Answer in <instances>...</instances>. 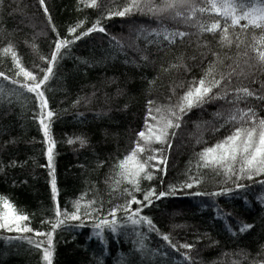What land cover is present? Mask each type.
I'll return each instance as SVG.
<instances>
[{"label": "trees", "instance_id": "16d2710c", "mask_svg": "<svg viewBox=\"0 0 264 264\" xmlns=\"http://www.w3.org/2000/svg\"><path fill=\"white\" fill-rule=\"evenodd\" d=\"M129 2L97 0L98 6L90 7L89 0H0V196L18 214L27 215L28 221L21 223L34 230L0 229V264H47L43 248L48 245L37 248L28 241H46L35 233L52 232L57 206L72 214L77 203L80 219L66 220L52 232V264H264V172L249 178L247 169L240 172L239 158L232 172L205 167L200 159L205 149L237 128L256 127L258 139V122L264 120V69L250 65L256 64L253 45L264 50L256 43L264 31L241 27L244 20L226 25L211 11L197 12L187 21L170 12L152 15L147 9L110 15ZM193 2L207 7L201 0ZM180 11L189 14L187 8ZM97 21L103 32L82 35ZM216 21L221 29L227 26L231 45L222 41L221 30L201 31V24ZM73 27L74 34L69 31ZM176 32L186 35L170 42L157 34ZM63 38L74 42L49 64L56 42ZM9 45L15 59L3 51ZM21 67L38 79L52 67L41 87L47 100L44 113H54L51 166L48 138L38 119L40 102L22 87L32 81L18 74ZM202 79L221 83L212 89V98L179 112L182 97ZM242 87L255 95L239 99L243 94L236 89ZM249 108L255 125L248 117L241 119ZM162 117L179 127L168 129L165 143L153 141L151 153H138L140 160L149 154L157 159L150 162L156 167L148 169L152 179L141 174L140 191H135L120 175L119 165L137 142L144 143L138 133L147 135L149 127L163 123ZM77 138L86 143L81 146ZM70 139L75 143H68ZM135 162L128 167L134 168ZM150 190L166 195L153 196L147 207V202L129 203L133 197L143 201ZM113 210L115 217L109 215ZM133 213L150 219L152 226L132 225L128 217ZM114 218L116 231L101 224ZM243 225L251 227L242 232ZM17 236L27 239H9Z\"/></svg>", "mask_w": 264, "mask_h": 264}, {"label": "snow or ice", "instance_id": "6c2138e0", "mask_svg": "<svg viewBox=\"0 0 264 264\" xmlns=\"http://www.w3.org/2000/svg\"><path fill=\"white\" fill-rule=\"evenodd\" d=\"M202 4H206L207 7L197 5L193 2V0H161L160 4H155L154 0H130L127 7L123 8V10L116 11L114 13H110V15H118L124 16L126 14H131L133 10L136 11H145L147 9L148 13L152 15H163L164 13H172L173 18H182L183 20H191L194 19L196 13H205L208 11L214 12L216 15L222 17L226 25L230 21V23L235 25H240V21L244 20L247 23L241 25L243 28H247L251 25L253 28H259L264 31V0H201ZM40 3L43 4L44 0H40ZM86 6L90 7H97V0H89V3ZM187 8L189 9V14L185 15L184 12L180 11V9ZM239 11V14L237 12ZM45 12H47V8H45ZM49 19H51L49 17ZM201 31L207 32H216L217 30L222 31L221 39L222 41L226 42L227 45L232 44V40L228 37V28L225 26L221 29L219 21H216L208 26L203 24L200 25ZM98 30L103 32L104 29L99 27V21L93 26V28L88 29L87 32L82 33V35H87L88 32ZM70 33H75L76 28L73 27L70 30ZM158 35H164L165 39H169L170 42H174V37L183 38L186 33L183 32H176V33H157ZM80 36H76L75 39H80ZM74 41L69 40L67 38L59 39L56 44L52 54L51 59L48 61L49 64H55L57 60V56L61 53L62 48H67V46ZM257 44L264 46V35L259 37L256 41ZM5 53H12L13 58H16V53L13 51L12 46L9 45L3 50ZM253 51L257 53L254 57L256 60L255 65H250V67H258L260 69H264V50L262 48L256 47L253 45ZM16 63L19 64V60H16ZM45 74L38 79L37 75H35L32 71H26L23 67L20 69V73L23 74L28 80L32 81V84H23L24 87L28 92L34 93L35 96L39 99V107L41 112L39 113L38 119L39 123L43 127L44 135L48 138V149H47V156L49 165L52 164L53 159V148L54 142L51 139L50 133V122L51 118L54 116L52 111H47L46 115L44 113V109L47 108V100L44 96V91L41 90L43 84H45L50 76L52 75V67L47 68ZM211 73H209L210 75ZM0 76H4L3 73H0ZM231 73L229 74V77ZM7 79V77H4ZM226 79V77L221 76V80ZM221 80L212 79L208 81L206 84L205 80H200L198 82V86L194 89L189 90L185 93L182 97V102L177 105L179 112L183 113L186 109H190L193 106H199L200 104L206 102V98L210 97L212 94V89L214 87H219ZM13 83H18V81L13 80ZM237 93H242V96H238L239 99H244L247 97L254 96L255 93L250 91L247 87H242L236 89ZM214 96V94H213ZM149 103H152L151 101ZM151 111V110H150ZM156 111H161L160 109H156ZM172 116H176V112L171 113ZM244 117H248L249 120L253 125L257 123L254 119L255 113L254 111L249 108L247 112H243L241 119ZM152 120H155L156 117L152 116ZM163 123L157 124L152 127H149L148 134L146 135L145 132L138 133V136L143 140V144L137 142L136 148L133 152L125 158V160L121 161L119 167L121 169L120 175L123 176L125 179L128 180L129 183L134 185L135 191H140L139 181L141 179V174H143L144 179H152V173L148 171L149 167L155 168L156 165L150 164L151 161L156 160L157 157L154 155H147L144 157L143 160L138 158V153L143 154L145 151H153L150 147L153 141L159 143H165L168 137V129L172 127H179V124H173L171 119H166L164 117L161 118ZM179 119V117H177ZM231 119L235 120L236 116H232ZM47 121V122H46ZM260 131L257 137V128L250 127L248 129L237 128L236 131L228 136L223 142L217 144L214 148L210 147L205 149L204 152L200 154V159L204 161L205 167H223L227 172H232V163L236 162L239 158V162L241 164L240 172H245L247 169L249 172V178H251L252 174H259L264 172V120H260L259 122ZM153 128H156L157 131H153ZM80 140L81 146H83L86 141L81 138H77ZM68 143H75L74 140H69ZM135 159L134 168H129L128 164L130 161ZM164 162V161H161ZM52 191L55 194L56 189V181L54 176V168L52 169ZM184 187L191 188V184H185ZM173 192L175 189L172 190ZM131 194V193H130ZM199 194V193H197ZM166 195L165 193H159L158 195L155 193L154 190H150L144 194L143 201L136 200L135 197L129 203H144V206L147 207L151 202V198L153 196L156 199L161 198L162 196ZM94 203V202H93ZM0 205H2V209L0 210V229L7 230L8 232H33L34 230L27 225H22L21 222L28 221L29 217L27 215L18 214L15 206L12 205L6 197L0 196ZM79 211L80 205L77 203L75 205V211L72 214L65 212H61L59 207L57 206L55 214L58 218L55 223L52 224V232L55 231L56 228L60 227L62 224L65 223L66 220H79ZM115 211L109 213V215L115 217ZM127 211V208H125ZM137 213H133L132 216L128 217V221L132 225H140L142 222L147 223L150 227L152 226V221L146 217L135 218ZM63 216L64 219H59V217ZM101 224L108 227L112 231H116L118 224L116 219L112 220H103ZM101 224H97L96 227L100 228ZM250 225H243L240 228V231H246ZM52 232L49 233H41L36 232L35 235L37 236H46V241H33L29 240L28 242L34 244L37 248H40L43 244H47L48 247L43 248V259L47 262V264H52V257H53V247H52ZM99 235V233H97ZM9 239H27L24 236H17V237H9ZM165 241L175 248L176 246L172 244L171 240L167 235L163 236ZM184 248H191L192 245L185 244L183 245ZM190 259V257H186Z\"/></svg>", "mask_w": 264, "mask_h": 264}, {"label": "rangeland", "instance_id": "374dc122", "mask_svg": "<svg viewBox=\"0 0 264 264\" xmlns=\"http://www.w3.org/2000/svg\"><path fill=\"white\" fill-rule=\"evenodd\" d=\"M28 24L30 25V23H28ZM25 25H26V24H25ZM0 210H3V209H2V205H0Z\"/></svg>", "mask_w": 264, "mask_h": 264}]
</instances>
